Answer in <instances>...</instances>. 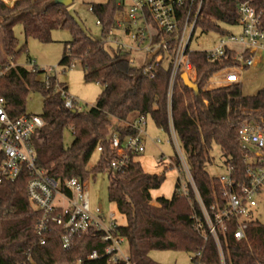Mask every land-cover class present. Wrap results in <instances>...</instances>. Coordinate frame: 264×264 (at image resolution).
I'll use <instances>...</instances> for the list:
<instances>
[{
	"label": "trees",
	"instance_id": "1",
	"mask_svg": "<svg viewBox=\"0 0 264 264\" xmlns=\"http://www.w3.org/2000/svg\"><path fill=\"white\" fill-rule=\"evenodd\" d=\"M69 5L55 0H14L11 5L0 0V28L8 59L0 61V96L11 118L25 113V103L30 92L42 96L39 114L43 126L32 136L36 165L53 179L65 180L78 177L81 180L108 172V200L125 224L117 233L127 245L131 264H160L149 253L179 251L191 255V263L219 264L216 243L208 234L204 217L190 183L187 194H179L180 179L175 183L170 198L157 197L152 202L151 191L160 188L165 181V170L149 173L139 161L130 156L123 171H111V161L116 153L110 145V134L116 131L120 137L136 134L130 127L134 119L150 117L153 123L169 132V118L180 142L185 161L203 206L209 210L216 202H223V187L217 176L210 175L206 165L211 163L209 151L219 146L224 165L231 168V178L238 183L246 181L245 152L238 144L237 129L232 115L226 113L228 104L246 108H258L264 115V89L251 96L240 93L239 87L204 89L213 72L232 64V54L220 61H208L203 51H189V59L195 68L194 83L197 91L185 86L179 71L169 90L170 67L149 63L150 73H144L145 65H134L128 55L112 48L108 51L103 38L115 28L119 10L116 0L91 3V12L100 23V38H93L81 26ZM245 0H202L196 27L202 33H224L220 24L234 25L238 18L237 5ZM264 13V0H249ZM21 22L26 37L40 42H51L50 32L67 29L71 39L64 43L58 66L81 64L84 80L102 86L95 103L75 112L64 106L60 93L54 89V76L49 87L38 79L46 73L26 56L25 64L17 63L23 47L17 50V41L11 27ZM13 65H10V62ZM151 74V75H149ZM67 91L66 85L60 83ZM72 128V132L70 129ZM72 135L64 144V133ZM101 151H97V147ZM98 152L96 162L89 166L93 153ZM176 164L178 159L175 158ZM28 172H22L15 181L0 185V264H112L106 257L92 260L88 255L97 250L103 252L105 244L95 230L80 233L71 238L69 246L61 242L62 228L50 223L40 244L35 225L39 212L32 209L26 195ZM197 221L202 223L196 227ZM235 221L227 224L221 236L226 264H264V223L252 220L247 223L245 237L236 240L233 232ZM198 255H195L196 253Z\"/></svg>",
	"mask_w": 264,
	"mask_h": 264
},
{
	"label": "built area",
	"instance_id": "2",
	"mask_svg": "<svg viewBox=\"0 0 264 264\" xmlns=\"http://www.w3.org/2000/svg\"><path fill=\"white\" fill-rule=\"evenodd\" d=\"M202 0H116L119 6L115 19V28L104 38L103 43H110L113 49L129 54L131 51L149 53L151 58L143 65L144 73H150L149 63H160L170 67L169 90L179 71L185 72L194 82L195 68L189 59L188 43L196 28V20ZM91 9V7H90ZM238 34L226 32L225 38L219 40L217 46L203 51L208 61H220L232 54V64L209 75L204 89L218 87H235L241 84L243 70L264 62V13L257 10L249 0L237 5ZM96 25L100 26L96 19ZM115 33H120L123 38ZM224 34V33H223ZM239 48V49H238ZM13 65V62H10ZM73 66V63L70 65ZM44 85L49 87L50 77L54 76V89L60 93L64 106L80 110L82 106L77 99L64 90L55 75L57 66L45 69ZM190 72L193 76L190 77ZM2 71H0L1 75ZM151 75V74H149ZM226 113L232 115L237 129L238 144L245 152L246 181L235 182L231 178V168L225 164L227 175L218 177L223 187V202H216L207 210L201 203L193 185L185 157L169 118L168 142L176 148L178 164L171 166L185 171L188 183L193 187L199 201L207 232L216 243L219 264H226L221 236L231 220L236 229L233 237L240 240L245 237L247 223L258 220L256 209L264 198V115L258 108H246L241 105L228 104ZM144 116L129 123L136 134L120 137L116 131L110 134V145L116 153L111 161V171H123L130 156H138L144 152L142 126ZM43 126L39 114L24 113L11 118L5 110L4 99L0 96V185L13 182L24 171L28 172L26 195L30 207L39 212L35 230L39 243L44 244V234L50 223L61 226V242L68 247L73 236L89 230H95L105 244L102 253L93 250L88 259L106 257L112 264H131L127 250L122 244L125 239L117 233L120 225L114 212H105L101 206H92L86 181L72 177L63 183L48 176L47 172L36 165L35 151L32 144L33 134ZM72 132V128L70 129ZM159 142V139H156ZM97 151H101L98 146ZM170 168V167H169ZM179 194H187V185H180ZM202 223L197 221L196 227ZM197 252L195 255H198ZM75 264H81L78 259ZM191 264H204L201 262Z\"/></svg>",
	"mask_w": 264,
	"mask_h": 264
},
{
	"label": "rangeland",
	"instance_id": "3",
	"mask_svg": "<svg viewBox=\"0 0 264 264\" xmlns=\"http://www.w3.org/2000/svg\"><path fill=\"white\" fill-rule=\"evenodd\" d=\"M6 4L11 5L14 0H3ZM105 0H74L71 9L73 14L80 22L85 31L93 38H100V26L96 25V17L90 10L91 3L104 2ZM220 27L225 30L223 33L208 32L202 33L199 27H196L191 35L188 43L189 50L205 51L210 50L218 45L219 40L225 38L226 32L238 34L240 28L238 25L220 24ZM14 36L17 41L18 48L24 49L18 56L17 63L25 64L27 67L30 64L26 63V56H29L42 69L57 66L55 73L57 80L67 87V93L77 99L83 108L93 106L98 94L102 90V86L96 82H86L83 76L81 64L78 61L73 62V66H58L57 63L61 58L64 43L71 39V34L67 29H55L51 33L52 42L41 43L33 38H28L25 41L24 34L20 25L14 29ZM122 39L120 33H115ZM105 47L112 52L113 45L106 42ZM239 49V48H238ZM130 61L137 66L143 65L149 61L151 55L140 51H131L128 54ZM9 58L6 56L4 44L2 41V30L0 28V61ZM190 77L194 74L190 72ZM38 79L44 80V73L38 75ZM264 89V62L259 63L254 67H247L243 70L241 84L239 85L240 93L244 96H251L258 91ZM42 111V96L39 92H30L25 103V112L31 114H40ZM143 139L145 149L139 156L142 167L152 173L163 172L164 168L161 162H168L171 159L176 164V148L173 143L168 142L170 134L165 130L158 128L150 117H145L144 125L142 126ZM156 139L160 141L157 142ZM72 140L70 132L64 133V144L68 145ZM178 145L180 142L178 140ZM181 147V146H180ZM184 155V153H183ZM209 155L211 163L206 165L207 172L212 176L223 177L227 175V168L224 165V156L217 145H212ZM98 158V152L95 151L89 160V166H92ZM180 179V185H187L188 180L185 171L176 169L175 167H167L165 170V181L158 189L151 191V197L155 200L159 196L169 198L172 196L175 183ZM85 187L89 193V199L92 206L99 205L105 211H112L116 214L120 225L125 223V219L119 214L115 205L108 200V172L103 171L95 176H89L85 179ZM256 218L264 223V198H262L256 209ZM124 251L127 250L126 243L122 244ZM150 258L160 264H191V255L186 252L179 251H158L152 250L149 253Z\"/></svg>",
	"mask_w": 264,
	"mask_h": 264
},
{
	"label": "crops",
	"instance_id": "4",
	"mask_svg": "<svg viewBox=\"0 0 264 264\" xmlns=\"http://www.w3.org/2000/svg\"><path fill=\"white\" fill-rule=\"evenodd\" d=\"M17 25H20L21 26V28H22V32H23V27H22V24H21V22H17L16 24H14L12 27H11V30H12V32H13V35H14V29H15V27L17 26ZM53 32V30L50 32V35H51V33ZM23 34H24V32H23ZM15 37V36H14ZM24 37H25V41H27V39L28 38H32V37H26L25 35H24ZM16 39V38H15ZM33 39H35V38H33ZM35 40H37V39H35ZM38 42H40L39 40H37ZM52 42V41H51ZM41 43H49V42H41ZM25 46V45H24ZM24 46H23V48H24ZM16 48H17V50L19 49V48H21L20 46H19V48H18V45L16 44ZM24 52V51H23ZM135 160H137V161H139L140 162V160H139V156H136L135 157ZM170 162H173L171 159H169L168 160V162H161L162 163V165H163V168L165 169V168H167V167H174V166H171L169 163ZM173 164H175L174 162H173ZM142 166V165H141ZM143 168V167H142ZM177 169V168H176ZM143 170L144 171H146L144 168H143ZM146 172H148V171H146ZM149 173H152V172H149ZM157 173H160V172H157ZM166 198H169V196L168 197H166ZM152 202H154V200L152 199ZM121 215V214H120ZM123 216V215H122ZM123 218L125 219V217L123 216ZM126 222V221H125ZM125 224V223H124ZM124 224H122V225H124Z\"/></svg>",
	"mask_w": 264,
	"mask_h": 264
},
{
	"label": "water",
	"instance_id": "5",
	"mask_svg": "<svg viewBox=\"0 0 264 264\" xmlns=\"http://www.w3.org/2000/svg\"><path fill=\"white\" fill-rule=\"evenodd\" d=\"M72 0H55V3L62 4V5H69L71 4ZM181 79L183 80L185 86L189 87L190 89L197 91L196 84L189 79L185 72H182L180 75ZM75 109H71V112H75Z\"/></svg>",
	"mask_w": 264,
	"mask_h": 264
}]
</instances>
